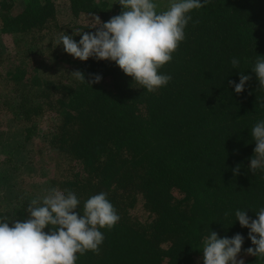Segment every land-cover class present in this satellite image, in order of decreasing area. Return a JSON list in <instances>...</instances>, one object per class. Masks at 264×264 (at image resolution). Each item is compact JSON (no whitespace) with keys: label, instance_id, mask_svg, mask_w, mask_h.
Here are the masks:
<instances>
[{"label":"trees","instance_id":"trees-1","mask_svg":"<svg viewBox=\"0 0 264 264\" xmlns=\"http://www.w3.org/2000/svg\"><path fill=\"white\" fill-rule=\"evenodd\" d=\"M22 1L8 14L0 9V28L16 42L13 56L0 53V127L23 140L17 162L33 147L38 166L0 214L27 219L28 204L49 187L75 192L81 209L106 192L120 220L101 229L99 252L78 254L76 264H203L198 248L211 230L243 234L238 258L264 264L243 251L255 246L233 214L255 218L264 207V173L248 169L250 129L264 118V86L250 69L264 55V0H210L193 10L185 39L159 70L172 78L153 92L114 62L80 61L56 46L64 32L119 14L117 0H66L65 11ZM76 70L102 80L90 86ZM239 71L251 78L236 94L228 81L238 82Z\"/></svg>","mask_w":264,"mask_h":264},{"label":"clouds","instance_id":"clouds-1","mask_svg":"<svg viewBox=\"0 0 264 264\" xmlns=\"http://www.w3.org/2000/svg\"><path fill=\"white\" fill-rule=\"evenodd\" d=\"M209 2L167 0L166 8L161 10L157 0H117L119 14L103 22L95 17L90 26L78 28L75 33L72 30L71 34L64 32L56 46H62L65 53L80 61L93 58L114 62L136 85L153 92L172 78L159 70L173 59L185 39V29L192 20L190 13ZM85 28L94 31H83ZM77 35L79 40L74 39ZM230 63L238 69L240 59L234 56ZM250 69L259 86H264V55H258ZM71 73L90 86L102 80L98 73L90 74L88 81L79 70ZM239 73L238 82L228 81L236 94L245 90L251 78ZM250 133L255 147L248 169L253 174L264 173V118L255 122ZM240 167L237 164L232 169L233 175L239 173ZM80 204L75 192L49 187L28 204L27 219L0 214V264H76L78 254L98 253L105 239L101 229L110 230L120 216L106 192L87 198L82 209ZM233 214L235 221L248 229L247 238L255 246L243 251L264 260V207L255 212V218L247 215L246 209L237 208ZM244 242L241 233L227 237L211 230L198 249L202 250L203 264H245L243 258H238Z\"/></svg>","mask_w":264,"mask_h":264},{"label":"rangeland","instance_id":"rangeland-1","mask_svg":"<svg viewBox=\"0 0 264 264\" xmlns=\"http://www.w3.org/2000/svg\"><path fill=\"white\" fill-rule=\"evenodd\" d=\"M51 2L52 10H62L65 11L67 7L66 0H48ZM18 2V3H17ZM160 5V9H164L167 6V0H157ZM18 4H23L22 0H0V9L16 8ZM3 15L5 12H1ZM8 14V13H7ZM54 23V22H52ZM53 25V24H52ZM1 27V26H0ZM48 28V27H47ZM8 29V28H7ZM3 30L0 28V53L6 51L7 56L11 57L16 52L15 43L13 41L15 34L12 30ZM48 29H45V33ZM8 125L0 127V204H3L4 201H16L21 198V195H18V189L23 184V181L27 183L28 180L33 181L32 177L37 171L38 166V156L34 149L30 148L32 152L23 157L22 161L17 162V160L22 155V150L20 145L24 144L23 140L16 131L9 129ZM36 142V141H35ZM32 142V143H35ZM30 146V144H28ZM10 158V161H5V158ZM34 173V174H33ZM32 177V178H31ZM15 196H17L15 198ZM13 200H10V199Z\"/></svg>","mask_w":264,"mask_h":264}]
</instances>
